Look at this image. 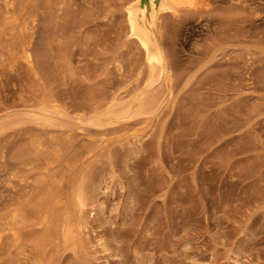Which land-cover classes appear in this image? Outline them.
<instances>
[{
  "label": "rangeland",
  "instance_id": "374dc122",
  "mask_svg": "<svg viewBox=\"0 0 264 264\" xmlns=\"http://www.w3.org/2000/svg\"><path fill=\"white\" fill-rule=\"evenodd\" d=\"M21 1L0 0V222L32 202L0 264L33 243L37 264H264V0L165 13L151 84L129 0Z\"/></svg>",
  "mask_w": 264,
  "mask_h": 264
},
{
  "label": "bare ground",
  "instance_id": "6f19581e",
  "mask_svg": "<svg viewBox=\"0 0 264 264\" xmlns=\"http://www.w3.org/2000/svg\"><path fill=\"white\" fill-rule=\"evenodd\" d=\"M21 1V0H20ZM4 2H5V6L7 7V6H9L11 3H9V0L7 1V0H4ZM15 2V1H14ZM22 2V1H21ZM208 1L207 0H129L128 2H127V5H126V7H125V13H124V18H125V20H123V21H125L126 22V32L124 33L125 35L124 36H127L128 37V39L131 41V42H133V43H135L137 46V50L138 51H140L139 53H141V55L143 56V61H142V59H141V62H140V64L143 62V65H142V67L143 68H146L147 69V73H145V75L144 74H142V72H143V70H144V72H146V70L145 69H142V72H140L144 77L146 76V74H148V76H146V77H149V79H150V81H149V83L152 81V80H154V79H156V78H159L160 76H161V74L163 73V71L166 69V66H168L169 64H167L168 63V57H167V61H166V56H165V50H163V45L164 44H162L163 42H165V41H163L162 42V36H163V34H161V23H163L162 21L164 20V19H162V16L165 14V13H170L173 17H180V14H189V15H199V14H201V13H203V12H206V11H208L209 10V8H210V2L209 3H207ZM16 3H17V1H16ZM19 3V2H18ZM15 4V3H14ZM20 4V3H19ZM92 4V3H91ZM126 4V3H125ZM88 5H89V3H88ZM15 6H18V5H15ZM123 6V5H122ZM237 6V5H236ZM21 7H22V5H21ZM21 7H20V9H21ZM92 7V6H91ZM10 8V7H9ZM8 8V10H10V11H12V9L14 8V7H12V9H9ZM84 8V7H83ZM3 10H4V8H3ZM14 10V9H13ZM15 10H16V8H15ZM5 11H6V8H5ZM9 12V11H8ZM8 12H6V13H8ZM15 12V11H14ZM13 12V13H14ZM16 12H17V10H16ZM30 12V11H29ZM124 12V11H123ZM5 13V12H4ZM12 13V12H11ZM18 13V12H17ZM28 13V12H27ZM30 14V13H29ZM170 14H168L169 16H171ZM10 15H12V14H10ZM16 15V14H15ZM28 16V15H27ZM164 17V16H163ZM26 18V17H25ZM24 18V19H25ZM5 19V18H4ZM14 20V19H13ZM162 20V21H161ZM30 22V21H29ZM22 23V22H21ZM31 23V22H30ZM29 23V24H30ZM13 24V23H12ZM23 24V23H22ZM13 26V25H12ZM27 26V25H26ZM33 26H35V25H33ZM29 27V26H28ZM124 27V28H125ZM1 28V27H0ZM15 28V27H14ZM33 28V27H32ZM163 28V27H162ZM7 31V30H6ZM4 32V31H3ZM162 33H164V32H162ZM0 34H1V32H0ZM5 35V34H4ZM15 35V34H14ZM162 35V36H161ZM27 36H28V34H27ZM118 36H119V34H118ZM2 37V35L0 36V38ZM17 37H18V35H17ZM3 38V37H2ZM121 38V37H120ZM123 38V37H122ZM9 39H11V38H9ZM1 40V39H0ZM4 40V39H3ZM2 40V41H3ZM127 40V39H126ZM166 40V39H165ZM9 42V41H8ZM128 44V43H127ZM3 45V44H2ZM1 45V46H2ZM14 45V44H13ZM129 45V44H128ZM4 46V45H3ZM10 47V46H9ZM27 47V46H26ZM26 47H25V49H26ZM31 47V46H30ZM33 49V48H32ZM11 50V49H10ZM28 50H31V49H28ZM7 51V50H6ZM5 51V52H6ZM26 51V50H25ZM24 51V52H25ZM33 52H34V50H32ZM125 51V50H124ZM133 51H134V49H133ZM2 52H3V50H2ZM12 52V51H11ZM29 52V51H28ZM32 52V53H33ZM10 53V52H9ZM130 53H131V51H130ZM129 53V54H130ZM12 54V53H11ZM119 54V53H118ZM133 54H134V52H133ZM24 55H25V53H24ZM120 55V54H119ZM10 56V55H9ZM13 56V55H12ZM22 56V55H21ZM32 57H33V55H31ZM121 56V55H120ZM11 57V56H10ZM131 57V56H130ZM130 57H129V59H130ZM141 57V56H140ZM13 58V57H12ZM11 58V59H12ZM122 58V57H121ZM135 59H134V61L132 62V64H128V63H131V62H126L128 65H133L134 63H138V62H136V57H134ZM138 58V57H137ZM142 58V57H141ZM5 59V58H4ZM26 62L27 63H29L30 64V59H29V55L27 54V56H26ZM117 59V58H116ZM114 60L115 62L118 60V63L120 62H123L122 60H123V58H122V60L120 61V59H117V60ZM129 59H128V61H129ZM132 59H130V61H131ZM1 61H3V60H1ZM9 61V60H8ZM17 61V60H16ZM32 62H33V58H32V60H31ZM167 62V63H166ZM3 63V62H2ZM120 63H119V66H121L120 65ZM28 64V65H29ZM116 64V63H115ZM122 64V63H121ZM25 65V64H24ZM36 65V64H35ZM117 65V64H116ZM116 65L114 66V67H116ZM128 65H126L127 66V68H128V70L130 69H132V68H129L128 67ZM135 66H136V64H134ZM139 65V64H138ZM16 66V65H15ZM108 66V65H107ZM118 65H117V69H119L120 70V67H119ZM123 66V65H122ZM33 67V66H32ZM114 67H112L115 71H116V69L114 68ZM133 67V66H132ZM169 67V66H168ZM167 67V68H168ZM112 68L110 69V72L112 71ZM126 68V69H127ZM134 68V67H133ZM170 68V67H169ZM125 69V70H126ZM136 69H138L139 70V68H135V70ZM123 70H124V67H123ZM124 70V71H125ZM125 71L127 74H128V72L130 73V72H132V70H134V69H132L131 71ZM26 71V70H25ZM121 71V70H120ZM168 71V70H167ZM166 71V72H167ZM124 72V73H125ZM134 72V71H133ZM143 72V73H144ZM165 72V71H164ZM27 73V72H26ZM25 73V74H26ZM112 73V72H111ZM110 73V74H111ZM134 73H136V72H134ZM168 73V72H167ZM140 74V75H141ZM19 75H21L20 73H19ZM23 75V74H22ZM141 75V76H142ZM39 76V75H38ZM140 76V77H141ZM142 76V77H143ZM163 76V75H162ZM161 76V77H162ZM165 76V75H164ZM163 76V77H164ZM132 77V76H131ZM139 77V76H138ZM143 77V79H146V77L144 78ZM169 77V76H168ZM40 78V77H39ZM109 78H111V77H109ZM121 78V77H120ZM119 78V79H120ZM137 78V77H136ZM167 78V77H166ZM166 78H164V79H166ZM20 79V78H19ZM140 79H142V78H139L138 80H140ZM142 79V80H143ZM163 79V78H162ZM163 79V80H164ZM21 80V79H20ZM25 80V79H24ZM28 80V79H27ZM40 80V79H39ZM136 81V82H139V81ZM159 80H161V79H159ZM146 81H148V79H146ZM156 81H158V79L156 80ZM155 81V82H156ZM24 82V81H23ZM28 82H29V80H28ZM37 82V81H36ZM140 82H142V81H140ZM139 82V83H140ZM21 83V82H20ZM35 83V82H34ZM153 83H154V81H153ZM157 83V82H156ZM156 83H154V84H152L153 86H155V84ZM159 83V82H158ZM157 83V84H158ZM160 83H162V82H160ZM159 83V85H161ZM22 84V83H21ZM151 84V83H150ZM108 85V84H107ZM147 85H149V84H147ZM21 86V85H20ZM27 86V85H26ZM145 86V85H144ZM153 86H151L152 88H153ZM23 87V86H22ZM28 87V86H27ZM21 88V87H20ZM109 88V87H108ZM147 88V90H148V86L146 87ZM149 88H150V86H149ZM151 88V89H152ZM111 89V88H110ZM117 89V88H116ZM115 89V90H116ZM113 90V89H112ZM114 90V91H115ZM146 90V91H147ZM100 91V90H99ZM154 91H155V94H157L156 92V90L154 89ZM153 91V92H154ZM160 91H161V89H160ZM172 91V90H171ZM101 92V91H100ZM104 92V91H103ZM151 90H150V92L149 93H153ZM109 93H110V91H109ZM114 93V92H113ZM117 93V92H116ZM93 94V93H92ZM104 94V93H103ZM106 94V93H105ZM119 94V93H118ZM144 94V93H143ZM138 95V94H137ZM154 95V94H153ZM152 95V96H153ZM109 96V95H108ZM118 96V95H117ZM120 96V95H119ZM151 96V97H152ZM155 96V95H154ZM153 96V97H154ZM105 97V96H104ZM139 99L141 98V97H139V96H137ZM151 97H146L145 96V98L147 99V98H151ZM109 98V97H108ZM137 98V99H138ZM90 99V98H89ZM92 99V98H91ZM101 99V98H100ZM109 99H111V98H109ZM136 99V100H137ZM145 99V100H146ZM157 99V98H156ZM104 100V99H103ZM87 101V100H86ZM101 101V100H100ZM132 101V100H131ZM142 101L144 102V100H143V98H142ZM147 101V104H145L144 105V107H143V105H141L144 109H145V107L150 103L149 102V100L147 99L146 100ZM87 102H89V101H87ZM154 102H156V101H154ZM133 103V102H132ZM139 103V102H138ZM152 103V102H151ZM92 104V103H91ZM140 104V103H139ZM142 104V103H141ZM122 105H123V103H122ZM138 105V104H137ZM150 105V104H149ZM149 105H148V107H149ZM153 105H155V104H152V106ZM114 106V105H113ZM130 107V106H129ZM152 108V107H151ZM140 109V108H139ZM138 109V110H139ZM146 109H147V107H146ZM145 109V110H146ZM149 109V108H148ZM147 109V110H148ZM153 109V108H152ZM88 110V109H87ZM107 110H109V109H107ZM145 110H144V112H145ZM147 110H146V112H147ZM128 111V110H127ZM137 111V110H136ZM108 112V111H107ZM123 114V113H122ZM120 116V115H119ZM101 120H102V118H101ZM30 131H32V130H30ZM35 132H38L37 130L35 131ZM29 133H31V132H29ZM33 133H34V131H33ZM34 134H36V133H34ZM46 138V137H45ZM34 139V138H33ZM52 139V138H51ZM72 139V138H71ZM54 140V139H53ZM59 140V139H58ZM31 141V140H30ZM34 141V140H33ZM36 141V140H35ZM34 141V143H38V142H35ZM29 142V141H28ZM56 142V141H55ZM31 144H33V142L31 141ZM38 145V144H37ZM36 145V147H35V145H34V148L35 149H37L38 148V146ZM42 145H43V142H42ZM66 145V144H65ZM26 147V146H25ZM49 147V146H48ZM34 148H30V149H34ZM46 148V147H45ZM26 149V148H25ZM30 149H28V151H27V153L29 154V150ZM34 149V150H35ZM39 149V148H38ZM37 149V150H38ZM37 150H35V154H36V151ZM23 151V150H22ZM31 151V150H30ZM39 151V150H38ZM37 151V152H38ZM48 151V150H47ZM65 151V150H64ZM25 153V152H24ZM30 153H32V151L30 152ZM38 154V153H37ZM37 154H36V156H37ZM53 154V153H52ZM39 155V154H38ZM41 155V154H40ZM48 155V154H47ZM49 156V155H48ZM53 156V155H52ZM25 159V158H24ZM30 168V167H29ZM42 168V167H41ZM59 170V169H58ZM50 173V172H49ZM55 174V173H54ZM64 174V173H63ZM45 175V174H44ZM47 175V174H46ZM54 176V175H53ZM52 176V177H53ZM51 177V178H52ZM48 178V177H47ZM50 177H49V180L51 179ZM61 178V177H60ZM59 178V183H60V179ZM67 178V177H66ZM55 179V178H54ZM10 180V179H9ZM27 180V179H26ZM47 180V179H46ZM49 180H47V181H49ZM63 180V179H62ZM61 180V181H62ZM65 180V179H64ZM14 182H15V180H13ZM9 182V181H8ZM27 183H28V181H27ZM56 183V182H55ZM58 183V184H59ZM34 184V183H33ZM37 184V183H36ZM45 184V183H44ZM47 184V183H46ZM53 184V183H52ZM19 185H21V184H19ZM56 185H57V183L55 184V187H56ZM60 186V185H59ZM8 187V186H7ZM24 187V186H23ZM22 187V188H23ZM58 187V186H57ZM76 187V186H75ZM83 187V186H82ZM20 188H21V186H20ZM60 188V187H59ZM58 188V189H59ZM61 188H62V185H61ZM60 188V189H61ZM84 188V187H83ZM18 189H19V187H18ZM80 189V188H79ZM27 190V189H26ZM36 190V189H35ZM62 190H63V192H64V189L62 188ZM13 191V190H12ZM19 191V190H18ZM43 191H45L44 189H43ZM23 192V191H22ZM28 192V191H27ZM60 192V191H59ZM30 192H28V194H29ZM36 193V192H35ZM58 193V192H57ZM56 193V194H57ZM33 194V193H32ZM45 194V193H44ZM46 194H49V193H46ZM45 194V195H46ZM83 194V193H82ZM62 195V194H61ZM18 196H20V195H18ZM37 196H38V194H37ZM24 197V196H23ZM29 197V196H28ZM14 198H16L15 197V195H14ZM13 198V199H14ZM84 198V197H83ZM17 199V198H16ZM21 199V198H20ZM23 199V198H22ZM21 199V200H22ZM18 200V199H17ZM31 200V199H30ZM29 199L28 200H25L24 202H23V200L21 201V203H20V201H19V203H14L13 205H12V208H10L11 207V205H10V203H9V201H8V207H9V205H10V210H8V213H6V215H4L3 216V219H2V223L0 222V225L1 226H5V229H6V231H8V230H12V228H13V226H15V225H17V224H19L20 222L22 223V221H23V219L25 218L24 216V214H25V212H26V209H25V206H27L28 204V202L30 201ZM13 201H15V199L13 200ZM34 201V200H33ZM39 201V200H38ZM4 202V201H3ZM2 202V203H3ZM7 202V201H6ZM31 202H32V200H31ZM30 202V203H31ZM74 202H75V206L77 207L76 209H78V212H79V208H82L83 207V200L81 199V195H80V193L79 192H76L75 193V196H74ZM37 203V202H36ZM39 203H42V202H40L39 201ZM12 204V203H11ZM5 205V204H4ZM38 205V204H37ZM6 207V206H5ZM28 207H29V205H28ZM30 207H31V205H30ZM39 207H41V206H39ZM8 208V209H9ZM36 209V208H35ZM40 209V208H39ZM58 209H59V207H58ZM7 210V209H6ZM6 210H4V212H7ZM25 211V212H24ZM53 212V211H52ZM57 212H59V210H57ZM24 213V214H23ZM29 213V212H28ZM1 214V213H0ZM36 214V213H35ZM51 214V213H50ZM58 214V216L60 215L59 213H57ZM2 215V214H1ZM29 215V214H28ZM34 215V214H33ZM55 215V214H54ZM24 217V218H23ZM28 217V216H27ZM53 217H55V216H53ZM2 218V217H1ZM33 218V217H32ZM36 218V217H35ZM35 218H34V220H35ZM55 219V218H54ZM1 220V219H0ZM67 220V219H66ZM70 223V222H69ZM23 224V223H22ZM49 224V223H48ZM55 224H57V222L55 221ZM58 225V224H57ZM4 226L3 227H1L0 229L3 231V228H4ZM16 227V226H15ZM47 227V226H46ZM55 227H57V226H55ZM61 228V227H60ZM65 228V227H64ZM15 229V228H14ZM42 229V228H41ZM45 229V228H44ZM43 229V230H44ZM47 229H48V227H47ZM53 229H55V228H53ZM63 230V229H62ZM64 230H66V229H64ZM33 231H34V229H33ZM36 231V230H35ZM55 231V230H54ZM40 232V231H39ZM38 232V233H39ZM46 232V231H45ZM28 233V232H27ZM43 233V232H42ZM41 233V234H42ZM70 233V232H69ZM40 234V233H39ZM38 234V235H39ZM9 235V234H8ZM27 235V234H26ZM31 235V234H30ZM46 235H48V233L46 234ZM72 236V234H69V236ZM5 237H6V235H4ZM4 236H3V238H4ZM59 236H60V234H59ZM70 236V237H71ZM16 237V236H15ZM37 237V236H36ZM44 237V236H43ZM13 238V237H12ZM46 238V237H45ZM51 238V237H50ZM5 239H7V237L5 238ZM32 239H33V237H32ZM49 239V238H48ZM54 239V238H53ZM4 240V239H3ZM7 241H9V239H7ZM32 241V240H31ZM35 241V240H34ZM3 242V241H2ZM1 242V243H2ZM13 242V241H12ZM30 242V241H29ZM30 243H32V242H30ZM38 243V242H37ZM47 243V242H46ZM24 245H26V242L23 244V246ZM31 245V244H30ZM36 246H37V244H36ZM55 246V245H54ZM1 247V246H0ZM6 247V246H5ZM21 247V246H20ZM26 247H27V245L25 246V248H23V249H26ZM55 247H57V246H55ZM28 248H32L33 249V251L32 250H28L27 251V249L26 250H23V249H21L20 248V251L18 250L17 252H16V254H15V259H13V262L12 263H15V264H37V263H32L31 262V254H32V252H34V250H36V249H34L35 248V244L33 243V245H31V247L29 246ZM43 248V247H42ZM41 248V249H42ZM5 250L6 249H8V248H4ZM4 249H2L3 251H4ZM40 249V250H41ZM52 249V248H51ZM37 253V252H36ZM40 254V253H39ZM46 261V260H45ZM2 263H4V262H2ZM6 264V263H5Z\"/></svg>",
  "mask_w": 264,
  "mask_h": 264
}]
</instances>
